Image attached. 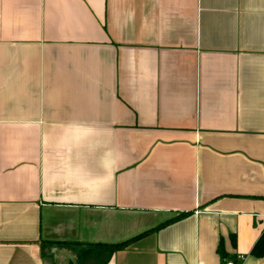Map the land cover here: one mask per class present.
Here are the masks:
<instances>
[{
  "label": "crops",
  "instance_id": "obj_1",
  "mask_svg": "<svg viewBox=\"0 0 264 264\" xmlns=\"http://www.w3.org/2000/svg\"><path fill=\"white\" fill-rule=\"evenodd\" d=\"M148 230L104 264H264V0H0V264Z\"/></svg>",
  "mask_w": 264,
  "mask_h": 264
},
{
  "label": "trees",
  "instance_id": "obj_2",
  "mask_svg": "<svg viewBox=\"0 0 264 264\" xmlns=\"http://www.w3.org/2000/svg\"><path fill=\"white\" fill-rule=\"evenodd\" d=\"M188 213L187 212H180L177 215H175L174 217L164 221L163 223L159 224L158 226L152 228L151 230H155L161 226H164L166 224H169L173 221H176L178 219L183 218L184 216H186ZM148 231H144L138 235H135L134 237H131L127 240L124 241H120L117 243H97V244H89L86 245L88 246V249L83 250L80 252L79 254V259L81 260H85L89 255L92 254H97L95 255L96 257H101L100 261L98 262V264H104L107 262L109 256L115 252L116 250H121L125 247H127L130 243H132L134 240H136L137 238L145 235L146 233H148ZM218 253L221 256H224V252L221 248V245L218 246L217 248ZM250 254L256 257H261L264 256V230L261 234V236L258 238V240L255 242V244L253 245Z\"/></svg>",
  "mask_w": 264,
  "mask_h": 264
},
{
  "label": "rangeland",
  "instance_id": "obj_3",
  "mask_svg": "<svg viewBox=\"0 0 264 264\" xmlns=\"http://www.w3.org/2000/svg\"><path fill=\"white\" fill-rule=\"evenodd\" d=\"M74 253H72L71 251H69L68 253H66L65 255H66V257L65 258H68V260L71 262V263H73V261H74V255H73ZM67 260V259H66Z\"/></svg>",
  "mask_w": 264,
  "mask_h": 264
},
{
  "label": "water",
  "instance_id": "obj_4",
  "mask_svg": "<svg viewBox=\"0 0 264 264\" xmlns=\"http://www.w3.org/2000/svg\"><path fill=\"white\" fill-rule=\"evenodd\" d=\"M42 264H52V259L50 257H44L42 259Z\"/></svg>",
  "mask_w": 264,
  "mask_h": 264
},
{
  "label": "built area",
  "instance_id": "obj_5",
  "mask_svg": "<svg viewBox=\"0 0 264 264\" xmlns=\"http://www.w3.org/2000/svg\"><path fill=\"white\" fill-rule=\"evenodd\" d=\"M226 264H234V263L230 261V262H227Z\"/></svg>",
  "mask_w": 264,
  "mask_h": 264
}]
</instances>
